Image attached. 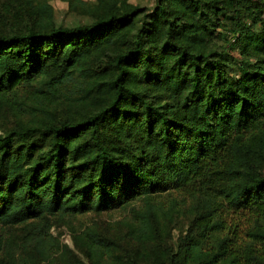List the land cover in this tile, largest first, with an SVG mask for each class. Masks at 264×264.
<instances>
[{
	"label": "trees",
	"instance_id": "16d2710c",
	"mask_svg": "<svg viewBox=\"0 0 264 264\" xmlns=\"http://www.w3.org/2000/svg\"><path fill=\"white\" fill-rule=\"evenodd\" d=\"M16 2L20 16L0 18V114L16 120L0 132V264H86L76 251L89 264H264V173L251 167L264 163V4L96 0L93 20L64 25L47 0ZM222 28L239 35L238 61ZM128 208L143 249L118 253L94 226L73 247L51 232Z\"/></svg>",
	"mask_w": 264,
	"mask_h": 264
},
{
	"label": "rangeland",
	"instance_id": "374dc122",
	"mask_svg": "<svg viewBox=\"0 0 264 264\" xmlns=\"http://www.w3.org/2000/svg\"><path fill=\"white\" fill-rule=\"evenodd\" d=\"M47 1L52 7L54 21L58 24L74 25L77 23L90 22L96 15V13L93 12V10L96 8L94 7L96 0H83L85 3L79 5L76 8H70L69 3L63 0ZM128 1L131 4L145 7L148 10L152 9L157 3V0ZM254 2L256 4H264V0H254ZM22 10V7L16 2V0H0V18L5 14H7L9 17H18L20 16ZM38 16L41 15L39 14ZM219 32V43L229 50L238 61L240 59V45L237 41V37L239 35L233 34L228 28H222L219 30ZM228 72L232 78L237 79L239 78L241 71L238 70V67L233 66L228 68ZM15 121V117H13L8 110L5 109L2 111V114H0V132L4 127H10L13 125ZM251 167L258 172L264 173V163L261 161L259 156H256L254 162L251 164ZM138 203L139 202L135 204ZM129 215V208L128 211H122L121 209H112L100 213L90 211L83 214H78L76 217H68L65 221H59L56 222V224L54 223L53 227L51 228V232L54 236L58 237L62 243H67L73 247L72 237L74 230L81 231L87 227L94 226L104 234L113 236L120 242V244H122L124 250L119 249L118 253H124V251L128 252L129 250L133 252L137 247H140L141 249H143V247L140 242L130 241V236L127 233L128 227L124 223L125 219ZM184 222L186 223L185 220ZM178 224H180L179 226H181V229H173V238L171 237L172 235L169 237L171 243H174L185 230V227H183L184 224L182 225L181 222ZM76 253L80 258L85 260L86 264H89L86 258L83 257L82 253L79 251H76Z\"/></svg>",
	"mask_w": 264,
	"mask_h": 264
}]
</instances>
